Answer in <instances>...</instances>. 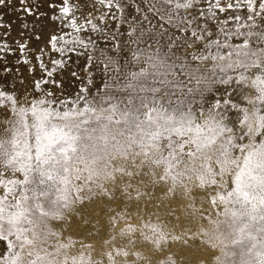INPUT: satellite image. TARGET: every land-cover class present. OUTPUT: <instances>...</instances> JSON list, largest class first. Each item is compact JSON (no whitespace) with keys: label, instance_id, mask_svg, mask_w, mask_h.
I'll list each match as a JSON object with an SVG mask.
<instances>
[{"label":"rangeland","instance_id":"obj_1","mask_svg":"<svg viewBox=\"0 0 264 264\" xmlns=\"http://www.w3.org/2000/svg\"><path fill=\"white\" fill-rule=\"evenodd\" d=\"M240 80L222 120L207 106L139 122L97 102L19 112L0 128V264H178L168 252L189 254L192 236L181 240L150 215L139 227L135 190L113 187L143 175L209 209L201 234L221 252L217 264H260L264 222L250 217L245 186L264 188V79ZM99 201L108 204L96 211Z\"/></svg>","mask_w":264,"mask_h":264},{"label":"snow or ice","instance_id":"obj_2","mask_svg":"<svg viewBox=\"0 0 264 264\" xmlns=\"http://www.w3.org/2000/svg\"><path fill=\"white\" fill-rule=\"evenodd\" d=\"M250 75L264 79V0H0V128L93 102L137 122L205 106L222 120ZM245 187L264 222V188Z\"/></svg>","mask_w":264,"mask_h":264},{"label":"bare ground","instance_id":"obj_3","mask_svg":"<svg viewBox=\"0 0 264 264\" xmlns=\"http://www.w3.org/2000/svg\"><path fill=\"white\" fill-rule=\"evenodd\" d=\"M147 176L143 175L138 179L128 181L119 179L113 183V187L124 185L126 190H135L134 195H132V209L130 211L135 224L141 227L147 216L150 215L155 220L167 221V231L178 238H182L181 240L187 236H192L193 242L189 254L179 253V247H174L168 252V256L177 258L178 264H193L195 260H203L205 264H217L221 252L208 251V242L205 236L201 234L202 229L211 227V223L205 222L201 216L209 213V209L203 203L193 204L186 196L172 198L167 194L168 188L160 187L156 183L150 186L142 183L141 180H145ZM105 204L108 202L99 201L94 209L99 211ZM143 264L149 263L144 260Z\"/></svg>","mask_w":264,"mask_h":264}]
</instances>
